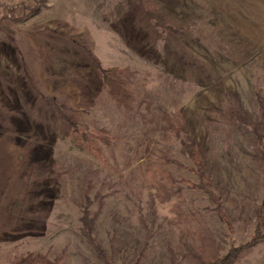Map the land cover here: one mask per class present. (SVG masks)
<instances>
[{"label": "rangeland", "instance_id": "374dc122", "mask_svg": "<svg viewBox=\"0 0 264 264\" xmlns=\"http://www.w3.org/2000/svg\"><path fill=\"white\" fill-rule=\"evenodd\" d=\"M29 1L0 0V264L32 252L101 264L82 232L87 196L113 264H197L189 247L207 241L220 258L237 249L235 264H264L256 136L230 114L234 95L264 121V0H155L177 33L138 0H38L18 22ZM99 66L129 72L131 109ZM72 122L106 130L104 159L77 147ZM188 140L210 191L183 153Z\"/></svg>", "mask_w": 264, "mask_h": 264}, {"label": "trees", "instance_id": "16d2710c", "mask_svg": "<svg viewBox=\"0 0 264 264\" xmlns=\"http://www.w3.org/2000/svg\"><path fill=\"white\" fill-rule=\"evenodd\" d=\"M143 10L146 12L149 19L157 28H161L165 31L180 32L181 29L174 26V24L169 20L167 14L162 9L161 5L155 0H138ZM24 15L17 19L18 22H24L33 16H36L40 11V5L38 0H30L29 5L24 9ZM200 64V63H199ZM200 72L202 75L210 78L203 67H200ZM98 72L101 79L104 82L105 87L109 90V95L116 102L117 106L129 110L133 107L134 94L127 87L126 77L129 75L127 70H121L117 68H103L98 67ZM231 119L235 125H244L247 128H251L256 136V155L255 160L257 161L259 168L262 172L264 178V121L254 122L242 109L240 103L234 95H231ZM72 138L77 147L93 153L97 158L101 160L104 159V151L100 148L98 143L103 145H110L112 138L107 134L104 129H94L93 131H88L87 129L80 127L77 123L72 122ZM177 131L178 127H174ZM183 153L189 157L196 167V173L202 182V185L209 190L211 187V178L206 175V164L201 152L198 149V145L193 140L184 141L182 144ZM210 191V190H209ZM96 199L99 205V209L102 208L104 197L101 193L96 194ZM94 201L88 196L84 200L83 211H82V225H83V235L87 242L96 250L101 264H113L115 254L112 256L107 255L105 249L98 242L95 235L96 231V217H93L90 211L91 206ZM20 204L14 203L12 206L14 215H21L19 211ZM221 210V209H219ZM221 215V213H220ZM222 217V215H221ZM258 217V229H257V239H260L262 234V239H264V202L257 211ZM223 218V217H222ZM256 239V240H257ZM115 245V239L112 241ZM189 250L192 254V258L197 264H235L238 259V250H231L227 255L220 258L217 256L216 250L212 247L211 243L204 242L200 247L190 246ZM17 264H62L60 260H52L47 255L40 252H32L27 254L22 258ZM133 264H140V260H137Z\"/></svg>", "mask_w": 264, "mask_h": 264}]
</instances>
